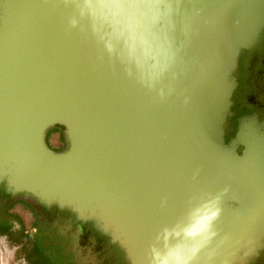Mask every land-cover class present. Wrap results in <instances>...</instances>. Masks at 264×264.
Instances as JSON below:
<instances>
[{
  "label": "water",
  "instance_id": "water-1",
  "mask_svg": "<svg viewBox=\"0 0 264 264\" xmlns=\"http://www.w3.org/2000/svg\"><path fill=\"white\" fill-rule=\"evenodd\" d=\"M5 1L0 0V182L7 192L102 223L135 264L142 245L151 253L159 232L164 234L156 228L143 233L141 224L149 203L164 198L166 172L170 196L190 179L188 171L175 168L191 156L198 163L224 150L235 162L247 158L243 128L227 145L223 134L236 86L232 74L239 55L254 47L264 29V0H179L170 33L176 60L151 90L105 51L74 3L11 0L6 25ZM54 127L64 135L59 152L43 139ZM192 134L206 141L202 158ZM235 232L231 242L212 239L216 264H237L259 247L256 241L240 243L242 232ZM150 237L154 241L144 244Z\"/></svg>",
  "mask_w": 264,
  "mask_h": 264
},
{
  "label": "rangeland",
  "instance_id": "rangeland-1",
  "mask_svg": "<svg viewBox=\"0 0 264 264\" xmlns=\"http://www.w3.org/2000/svg\"><path fill=\"white\" fill-rule=\"evenodd\" d=\"M243 54L239 55L238 60ZM250 54L251 59L248 61L246 65L247 67H245V71L240 74L239 93L235 95L238 97L239 102L242 99V101L244 100L246 104L251 106L259 105L258 110L248 112L237 119L235 133L237 132L238 127L241 126L243 128V139L245 142L251 141L252 138L264 141V29ZM237 67L232 74V76L236 79L238 74ZM253 108L255 107L253 106ZM232 114L233 113H231V115ZM51 129L52 128L46 131L45 145L53 152H59L65 145L61 134L62 128ZM226 132L227 131L223 134V143L225 145H227L235 135L234 133L232 136L228 135V138H224ZM242 150L243 147L240 145L235 148L237 155H240ZM6 187L5 181L2 180L0 182V219H5L6 222L9 220L7 217V219L3 217L4 215H2V212H4L5 207H8V200L14 198V200H12L14 203L11 205L10 209H7L10 210L7 214H11V224L13 223L16 227H11L10 231L8 225H1L0 231L2 230V232L5 233L8 230L12 235L11 239H17L18 237L16 241L19 242H23V237H25V235V239L27 240H31L33 238L32 236L38 232L37 229H34V225L39 226L41 233L35 236V242L34 239L31 240L34 243L33 245L28 244L27 251H22L19 243H13L11 239L0 235V264H28L25 262L23 256L30 251L33 252L34 250L35 253L42 255V258L48 259V264H67V262L65 263L62 259L61 255H55L52 253L54 252V248H49L47 245V232L51 230L55 232L57 237L64 238L67 242V249L71 255L70 264H131L128 258V253L125 252L123 247L118 243L117 239L114 238L111 230L105 227L102 223L88 217L79 218L67 209H59L55 204L47 205L40 203L37 199L31 196L23 198V193L7 192ZM246 187L249 189L248 186ZM249 191H254V189H249ZM261 191L262 196H259L260 193L258 192L257 193L259 195H257L258 197L263 198L264 187H262ZM252 195H255V192ZM262 198L259 199L260 201L259 204H257L256 209H252L255 212L261 205H264V198ZM15 199L18 204L15 203ZM222 206L225 208L224 214L230 215L228 210H235L239 204L232 200H226L225 204ZM14 208L20 210L18 215L14 213ZM250 210L247 212L244 208L242 213L239 214V218L237 217L236 230H239V232H242V235L246 236L245 240H243L242 237V241L240 243L248 242L249 246L256 241L255 245L258 244L259 247L255 250L254 254L245 256L242 260H237L236 263L264 264V214L261 213L263 214L262 217H256V213L254 215V212L252 213V210ZM247 213L249 214L247 215ZM242 215L245 217H242ZM223 217L224 220L228 219V215H223ZM240 219H242L241 222ZM249 219L252 220L248 221ZM256 220L260 222H256ZM232 243L236 245L235 242L232 241ZM238 255L240 256L241 253Z\"/></svg>",
  "mask_w": 264,
  "mask_h": 264
},
{
  "label": "clouds",
  "instance_id": "clouds-1",
  "mask_svg": "<svg viewBox=\"0 0 264 264\" xmlns=\"http://www.w3.org/2000/svg\"><path fill=\"white\" fill-rule=\"evenodd\" d=\"M74 3L77 13L86 17L93 34L98 35L105 51L124 65L125 72L135 73L138 83L154 88L170 71L177 49L171 38L172 16L179 0H63ZM75 26L77 21L71 19ZM165 95L160 90L159 97ZM219 198L206 201L193 210L188 223L163 234V250L153 248L151 264H193L198 254L216 236L214 221L221 209ZM177 240L170 244L169 238ZM214 255L210 252L208 258Z\"/></svg>",
  "mask_w": 264,
  "mask_h": 264
},
{
  "label": "bare ground",
  "instance_id": "bare-ground-1",
  "mask_svg": "<svg viewBox=\"0 0 264 264\" xmlns=\"http://www.w3.org/2000/svg\"><path fill=\"white\" fill-rule=\"evenodd\" d=\"M20 5L21 4L19 3V6ZM3 9H4L3 20L5 19L4 22L7 25L8 24L6 20L7 16L9 15L11 18V0H9L8 3L7 0L5 1ZM6 30L4 31L3 36L7 34ZM192 138L193 140H191V142L193 143V146L196 149L197 154H199L200 158H202V153L200 149L201 147L205 146L206 141L200 138L199 136H195V135ZM240 141L244 142L247 148L246 149L247 158L243 162H235L233 156L231 155V152L222 150L220 152L221 154L217 155L218 152H216L215 156L208 155L207 157L205 154H203L206 157L202 158V160L198 163L191 156L187 164H185L184 161V165L182 164L181 167L176 166L175 169H179L180 170L179 173H185L186 171H188L190 179L186 182L183 181L179 182L178 183V187H180L179 190L173 191V195L170 194V196L168 195L169 190L167 191L170 177L166 172L165 174L166 178L164 179L165 182L161 181L163 187L166 188L165 189L166 192L162 193L164 198L161 199L160 203L158 202L149 203L148 207H146L150 215L147 214L148 216L144 218V221L141 224L143 233H145L147 228L148 229L156 228L157 230H160L162 232H164L165 230H168L169 232H172L173 230H178L179 227H182L183 225L188 223L190 214L193 212L194 209L200 207L206 201L218 197L219 198L218 206L221 209L220 216L222 217L223 215H228L229 220L227 222L226 221L227 219L223 220L219 216V218L216 221H214L213 227L216 232V235L221 236V239L225 237L223 238L224 243H226V241L231 242V238L235 239L236 236L234 237V235L236 234L235 231L237 228V217L239 216V214L242 213L244 208L247 212L250 209L251 210L256 209V206L257 204H259L260 201L259 199L262 198V197L261 198L258 197L259 195L258 193H260L259 196H262L261 189L262 187H264V141L263 140L260 141L252 138L251 141L245 142V140L242 137L240 138ZM190 147L189 148L185 147V149L188 150V152H191L192 149ZM166 152H168V154L170 153L169 151ZM203 153H205V151ZM169 156H171V154L167 156L166 160H169L170 158ZM61 164L62 161L58 162V164L55 163L52 165L61 166ZM168 165L173 169L174 166L172 167L171 166L172 164H168ZM168 165L165 166V168L169 170L170 167H168ZM185 166H190V167L186 168ZM160 174L162 173L159 172V180H162ZM16 184L18 186L22 185V183H16ZM246 186H248L249 189H254V191L250 192ZM185 188H188L189 191L188 194H186ZM254 192L255 195H252ZM173 199L178 200V202L175 201V203L173 202L174 203L173 204L172 203ZM227 199L232 200L239 204V206H237L235 210L233 211L228 210V212H230V215L224 214L225 208H223L222 206L225 204V201ZM167 202H169L170 205L167 204ZM144 206H146V204H144ZM261 206L259 207V209L256 210V212L254 210L252 211L250 210V211L252 213L254 212L253 213L254 215L256 213L255 215L256 217L258 216L262 217V215L264 214V205ZM168 209L169 212H167L166 214V211H168ZM164 211L167 216L166 220L164 218L165 214H163ZM173 211H175L176 217L172 216L173 214L171 213ZM180 212H182L183 215H181ZM248 214L249 213H247V215ZM242 217L245 216L242 215ZM241 220L242 219H240V222ZM251 220L252 219H249L248 221ZM221 221H223L222 224L224 231L222 230V227H219V223H221ZM256 222H260V221L256 220ZM240 237H243V240L246 239V236L244 235ZM156 238H158L157 241L158 246L156 248L157 250L158 248H160L159 250L162 251L163 234L162 233L160 234L159 232L158 237ZM172 239L174 238L170 237L169 241ZM149 241L152 242L154 241V239L150 237V239L148 241H145L144 244L147 243L148 245ZM220 246H222V244H220ZM144 249H146V247L145 245L144 246L142 245L141 251H138L139 257H137V253H135V258L133 260L135 264L138 263L139 261L141 264H151L152 251L149 250L151 251V253H147L145 252ZM210 252H211V247L209 244L207 248L203 249L198 254L193 264H214V263L216 264L217 262H215V260L217 258V251L216 250L215 252L213 251L214 255L211 257V259L208 258Z\"/></svg>",
  "mask_w": 264,
  "mask_h": 264
},
{
  "label": "trees",
  "instance_id": "trees-1",
  "mask_svg": "<svg viewBox=\"0 0 264 264\" xmlns=\"http://www.w3.org/2000/svg\"><path fill=\"white\" fill-rule=\"evenodd\" d=\"M52 129H56V128H52ZM9 207H10V205H8V207H5V210L3 213V215L5 217H9V215L6 213V210L9 209ZM19 228H22V227H19ZM34 229L38 230V232L36 234H34L32 236L33 238L31 239V240L34 239V242H35V236L39 235L41 232H40V228L38 225H34ZM47 233H48L47 234L48 235V239H47L48 241H46V242L48 243L47 245L49 248L50 247L54 248V252H52V253H54L55 255H61L62 259L65 261V263L67 262V264H70L71 255L67 249V242L64 240V238L57 237L55 232L52 230L47 232ZM0 235L7 237L9 239L12 238V235L10 234V232L8 230L5 233H3L1 230ZM25 237H26V235H25ZM25 237H23V239H24L23 242L16 241L18 239V237H17V239H15V238L13 240L11 239V241L13 243L14 242L19 243L22 251H27L28 244L33 245L34 242H32L30 239H28V240L25 239ZM29 240H30V242H29ZM23 258L25 259V262H27L28 264H48L49 263L48 259L42 258V255L35 253V250L33 252L30 251V252L26 253L23 256Z\"/></svg>",
  "mask_w": 264,
  "mask_h": 264
},
{
  "label": "flooded vegetation",
  "instance_id": "flooded-vegetation-1",
  "mask_svg": "<svg viewBox=\"0 0 264 264\" xmlns=\"http://www.w3.org/2000/svg\"><path fill=\"white\" fill-rule=\"evenodd\" d=\"M253 48L250 49L249 51H244V54L245 56H241V58H239L238 60V67H237V79L235 78V81H236V86L231 94V107H230V111L231 113H233L230 118L227 119V132H226V135H224V138L227 137L228 135L232 136L234 133H235V130H236V127H237V119L244 115V114H247L248 112H253V111H256L258 110V106L256 105H253L255 108H253V106L249 105V104H246V102L242 99L240 100V102L238 101V97H236L235 95H237L239 93V90H240V78H241V75L242 72L245 71V67H247V63L248 61H250L251 59V52H252ZM247 57V58H246ZM61 134L64 138V135H63V132L61 130ZM45 137H46V132L44 133V136H43V139H44V142H45ZM228 138V137H227ZM63 149V148H62Z\"/></svg>",
  "mask_w": 264,
  "mask_h": 264
},
{
  "label": "crops",
  "instance_id": "crops-1",
  "mask_svg": "<svg viewBox=\"0 0 264 264\" xmlns=\"http://www.w3.org/2000/svg\"><path fill=\"white\" fill-rule=\"evenodd\" d=\"M12 200H14V198H11V199L8 200V202H7L8 205H10L9 209L11 208V205L14 203ZM11 201H12V203H11ZM15 203L18 204V202L16 201V199H15ZM8 205H7V206H8ZM8 211H10V210H7L6 213H7ZM14 211H15L14 213L18 215L20 210L14 208ZM2 213H4V212H2ZM2 215H3V214H2ZM0 217H1V214H0ZM3 217L6 218L5 216H3ZM7 218L9 219V220H7V222H6L5 219H4V220H1V219H0V227H1V225H6V226L8 225L9 230L11 231V227L15 228L16 226H15L13 223L11 224V220H10V219H11V214H10L9 217H7ZM7 218H6V219H7ZM3 237H4V236H3Z\"/></svg>",
  "mask_w": 264,
  "mask_h": 264
}]
</instances>
